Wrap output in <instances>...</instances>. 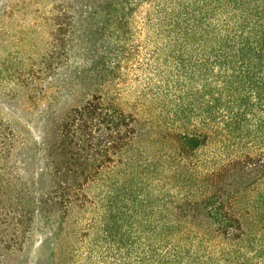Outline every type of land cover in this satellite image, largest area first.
Returning a JSON list of instances; mask_svg holds the SVG:
<instances>
[{
  "label": "trees",
  "instance_id": "trees-1",
  "mask_svg": "<svg viewBox=\"0 0 264 264\" xmlns=\"http://www.w3.org/2000/svg\"><path fill=\"white\" fill-rule=\"evenodd\" d=\"M133 74L167 77L145 143L113 94ZM90 207L98 264H264V0H0V220L21 247L41 222L47 264H86L62 233Z\"/></svg>",
  "mask_w": 264,
  "mask_h": 264
},
{
  "label": "rangeland",
  "instance_id": "rangeland-1",
  "mask_svg": "<svg viewBox=\"0 0 264 264\" xmlns=\"http://www.w3.org/2000/svg\"><path fill=\"white\" fill-rule=\"evenodd\" d=\"M33 23H36V19L32 15L22 17L18 23V29L21 31L25 30L24 33H29V35L31 34V36H33L36 40V30L33 28ZM23 45L25 55L29 53L33 55V61H24L25 66L27 69L35 67L34 70H36V48L35 51H31V43H25ZM10 48L14 49L13 47ZM65 72L66 71L62 70V74L64 73L65 75ZM76 77H79V75L73 74L71 77L57 78L65 80L76 79ZM22 78L26 81H32V84L29 88L22 86V88H20V94L26 97L32 95L36 96V77ZM48 78L52 80L56 77ZM152 78L153 84L148 85ZM166 78L167 77H135L133 74L129 77H122L119 86L113 92L117 98V103L125 111L138 115L139 118L144 121L143 143H145V141L147 142L150 138L154 139L157 132L165 128L170 121V114L154 97L155 88ZM93 90L94 87L90 88L89 86L87 88H82L81 93L78 96H73V98L62 103V107L60 106L62 113H65L71 106L79 103L81 97ZM51 93L53 94V91H51ZM83 93L85 94L83 95ZM61 95H65V91L63 89H61ZM31 108L33 111L30 114L28 113L26 116L27 119L36 125V105ZM32 136L34 138L36 137V130L32 131ZM102 191L103 187L96 185L88 190V194L94 197ZM100 213L101 212L98 207H90L87 211L75 210L71 213L68 222L64 225L65 231L62 233L63 240L70 245L73 244V241L76 243L75 239L71 236V231H73L74 228H80L82 230V236H80L81 240L77 244L79 247V254L85 256L86 264H98V261L95 259H86V257L89 258V251H94L93 253H96V255H99L100 253L99 248L94 246V239L96 237L93 233L94 230L92 229L89 232L87 229L90 228L89 224H91V222H99ZM14 231L15 229L13 225L0 220V264H47L49 262L50 253L48 249L49 247L46 245V241L49 238L51 239L52 236L49 234L48 230H45L44 225L41 222L36 224L35 219L30 232L25 236L22 247L20 245L16 246V243L12 241V234Z\"/></svg>",
  "mask_w": 264,
  "mask_h": 264
}]
</instances>
